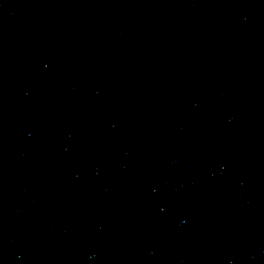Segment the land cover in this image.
<instances>
[{
	"label": "water",
	"instance_id": "obj_1",
	"mask_svg": "<svg viewBox=\"0 0 264 264\" xmlns=\"http://www.w3.org/2000/svg\"><path fill=\"white\" fill-rule=\"evenodd\" d=\"M0 264H264V0H0Z\"/></svg>",
	"mask_w": 264,
	"mask_h": 264
}]
</instances>
